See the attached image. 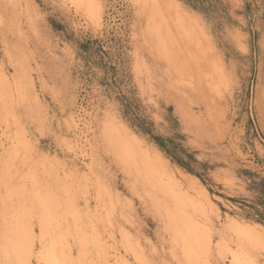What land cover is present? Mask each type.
Segmentation results:
<instances>
[{
  "label": "rangeland",
  "instance_id": "obj_1",
  "mask_svg": "<svg viewBox=\"0 0 264 264\" xmlns=\"http://www.w3.org/2000/svg\"><path fill=\"white\" fill-rule=\"evenodd\" d=\"M53 259L264 260V0H0V264Z\"/></svg>",
  "mask_w": 264,
  "mask_h": 264
},
{
  "label": "bare ground",
  "instance_id": "obj_2",
  "mask_svg": "<svg viewBox=\"0 0 264 264\" xmlns=\"http://www.w3.org/2000/svg\"><path fill=\"white\" fill-rule=\"evenodd\" d=\"M211 66V65H210ZM213 69V68H212ZM216 73V72H215ZM213 75H215V74H213ZM210 77V76H209ZM215 78V77H214ZM212 79V78H211ZM217 79V78H216ZM215 79V80H216ZM214 80V79H213ZM218 80H219V78H218ZM214 82V81H213ZM218 82V81H217ZM220 82V81H219ZM103 130H106V127H104V129ZM96 154H94V156H95ZM40 203H41V201H39ZM43 204V203H42ZM22 232H23V230H22V228H20V230L18 231V245L20 246V247H22L23 246V242H24V239L22 238ZM51 257H53V255L51 256ZM51 257H50V259H51ZM55 258V257H54ZM55 260L56 259H53V260H50V262H55ZM53 263H48V264H53ZM54 264H56V263H54Z\"/></svg>",
  "mask_w": 264,
  "mask_h": 264
},
{
  "label": "snow or ice",
  "instance_id": "obj_3",
  "mask_svg": "<svg viewBox=\"0 0 264 264\" xmlns=\"http://www.w3.org/2000/svg\"><path fill=\"white\" fill-rule=\"evenodd\" d=\"M260 264H264V260H262V261L260 262Z\"/></svg>",
  "mask_w": 264,
  "mask_h": 264
}]
</instances>
